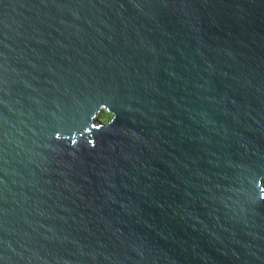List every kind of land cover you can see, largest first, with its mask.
I'll return each mask as SVG.
<instances>
[{"label": "water", "instance_id": "obj_1", "mask_svg": "<svg viewBox=\"0 0 264 264\" xmlns=\"http://www.w3.org/2000/svg\"><path fill=\"white\" fill-rule=\"evenodd\" d=\"M0 264H264V0H0Z\"/></svg>", "mask_w": 264, "mask_h": 264}]
</instances>
